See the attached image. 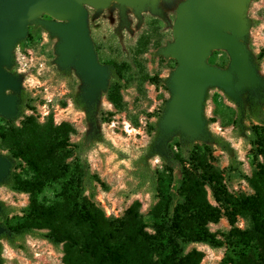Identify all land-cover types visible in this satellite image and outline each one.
I'll use <instances>...</instances> for the list:
<instances>
[{
  "label": "rangeland",
  "instance_id": "rangeland-1",
  "mask_svg": "<svg viewBox=\"0 0 264 264\" xmlns=\"http://www.w3.org/2000/svg\"><path fill=\"white\" fill-rule=\"evenodd\" d=\"M184 1L157 0L155 7L149 1L141 10L137 9L136 4H127L122 0H112L102 8L85 4L89 35L98 61L108 68L106 86L100 90L93 104L88 102L87 109L79 105L82 96L85 100L84 94L90 83L75 63L63 65L59 51L62 37L45 24V21L53 19L52 15L41 13L29 20L28 31L25 37L17 41L11 63L6 66L21 83V88L8 91L18 98L17 115L12 118L0 115V125H4L7 119L19 125L25 115H35L40 122L50 115L56 124L70 122L75 129L71 135V143L75 145L70 158L71 172L88 166L91 173L99 177L98 181L88 182L86 195L107 217L122 218L138 200L145 222L152 224L150 210L158 201L156 177L167 180L169 191L177 200L182 179L180 161L187 159L190 147L211 144V141L204 140L205 135L216 134L231 143L227 149L213 146L210 159L217 168L225 169L235 158L244 172L249 175L254 172L248 139L245 135H238L232 125L223 126L218 114V107L223 105L233 109L238 107L222 88H206L202 134L182 137L181 132L166 131L162 125L172 97L171 77L178 65L177 59L167 55L165 49L175 40L174 25L178 8ZM245 18L248 31L240 41L248 50L250 62L259 77L257 86L264 85V57L261 60L258 58L264 47V0H248ZM144 36L148 37L145 38L146 52L137 54V45ZM207 61L230 70L231 57L226 49L211 50ZM121 63H126L130 68L124 71L122 85L126 87L122 94L125 106L120 111L108 100L107 89L113 79L111 65ZM143 69L148 73L146 80L141 73ZM251 88L237 92V100H241L244 107L248 104ZM28 104L35 109L27 108ZM110 112L114 114L110 115ZM245 123L249 125L250 122L245 120ZM176 141L181 146H176ZM0 153L7 157L6 150L0 149ZM175 154H180L182 160L175 158ZM12 171L13 166L7 177ZM16 171L19 172L20 168ZM143 173L147 175L143 177ZM4 180L0 182V211L2 207L10 210L7 219L18 222L23 219V210L30 202V195L10 190ZM227 184L234 194L253 193L246 180L235 178ZM59 187L58 183H50L38 197L43 202H53L59 195ZM208 198L216 204L210 191ZM5 221L0 217V223L6 229L3 233L7 232ZM238 225L245 227L246 221L240 218ZM230 228L226 217H222L218 223H210L209 229L217 234L222 246L213 248L195 243L188 250L195 248L203 253L200 264H225L229 257H235L239 251L228 240ZM147 230L153 232L151 227ZM21 243V247L12 246L7 236L0 234V264H65L63 244L57 247L33 235H27L23 242H16L17 245Z\"/></svg>",
  "mask_w": 264,
  "mask_h": 264
},
{
  "label": "trees",
  "instance_id": "trees-1",
  "mask_svg": "<svg viewBox=\"0 0 264 264\" xmlns=\"http://www.w3.org/2000/svg\"><path fill=\"white\" fill-rule=\"evenodd\" d=\"M145 38L140 39L137 54L146 52ZM263 57L264 47L258 54L260 60ZM110 68L113 79L107 89L108 100L121 111L125 106L122 90L126 87L122 80L130 67L121 63ZM141 73L146 80L148 73L145 69ZM228 97L238 107L223 105L218 107V114L223 126L232 125L238 135L248 139L253 174L244 172L235 158L225 169L217 168L210 159L213 146L227 149L231 143L216 134L205 135L204 140L211 144L190 147L184 161L175 154L182 160L177 200L167 180L156 177L158 201L151 207L150 225L138 200L122 218L113 219L87 197L88 182L100 179L88 166L71 172L75 147L71 135L75 129L70 122L56 124L52 115L44 122L35 115H25L19 125L7 119L0 125V149L7 151L14 171L4 183L12 191L29 194L30 202L18 222L9 221L10 210L2 207L0 217L6 220L7 232L1 236L19 247L23 244L16 242H23L27 235L40 236L57 247L63 244L65 264H200L203 253L195 248L188 250L189 246L202 243L221 247L222 241L209 224L226 217L231 226L228 240L239 251L225 264H264V85L251 88L246 107L241 100ZM81 100L79 107L87 109L88 102L83 96ZM27 108L35 109L31 104ZM176 146L181 143L176 141ZM235 178L246 180L253 193L230 192L227 182ZM50 183L60 184L59 195L53 202H43L38 195ZM209 191L216 204L209 200ZM240 218L246 221L245 227L238 225Z\"/></svg>",
  "mask_w": 264,
  "mask_h": 264
},
{
  "label": "water",
  "instance_id": "water-1",
  "mask_svg": "<svg viewBox=\"0 0 264 264\" xmlns=\"http://www.w3.org/2000/svg\"><path fill=\"white\" fill-rule=\"evenodd\" d=\"M112 0H0V115L12 118L18 113L21 83L6 66L11 63L17 41L25 37L29 20L41 13L53 19L45 24L62 37L59 51L63 65L75 63L90 83L84 98L93 104L108 81V68L98 61L87 25L85 4L99 8ZM144 8L149 1L122 0ZM248 0H185L178 8L174 25L175 40L165 53L177 59L171 77L172 97L163 118L166 131L181 130L188 136L203 133V103L206 88L218 86L238 99V91L257 86L259 77L250 62V54L240 38L248 31L245 8ZM226 49L231 57L230 70L207 61L211 50ZM237 77V80L235 79ZM12 163L0 153V182L10 173ZM0 223V234L5 231Z\"/></svg>",
  "mask_w": 264,
  "mask_h": 264
}]
</instances>
